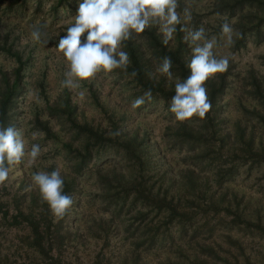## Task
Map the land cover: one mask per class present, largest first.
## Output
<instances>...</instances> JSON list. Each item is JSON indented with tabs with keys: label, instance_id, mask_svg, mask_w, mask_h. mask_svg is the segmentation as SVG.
I'll return each instance as SVG.
<instances>
[{
	"label": "rangeland",
	"instance_id": "obj_1",
	"mask_svg": "<svg viewBox=\"0 0 264 264\" xmlns=\"http://www.w3.org/2000/svg\"><path fill=\"white\" fill-rule=\"evenodd\" d=\"M80 2L0 0V125L19 129L26 151L41 147L0 185V264H264V0H178L188 27H205L229 57L205 84L211 112L184 122L168 110L174 85L149 78L164 56L190 75L179 26L167 46L155 26L126 42L127 72L62 87L55 46ZM148 89L152 101L133 108ZM57 168L74 200L63 217L30 187L34 172Z\"/></svg>",
	"mask_w": 264,
	"mask_h": 264
},
{
	"label": "clouds",
	"instance_id": "obj_2",
	"mask_svg": "<svg viewBox=\"0 0 264 264\" xmlns=\"http://www.w3.org/2000/svg\"><path fill=\"white\" fill-rule=\"evenodd\" d=\"M178 8V0H81L66 34L60 36L55 46L67 64L62 87L77 89L80 82L94 79L101 72L112 73L116 69L127 72L132 61L130 53L124 50L126 42L140 37L155 26L162 44L167 46L174 39L179 26V31L184 33V42L191 49V58L187 63L190 75L183 80L174 75L171 57L164 56L158 63L154 61L155 71L149 73V78L164 77L168 84L174 85L175 95L168 110L174 114L175 120L184 122L193 117L206 118L213 105L205 84L217 74L227 72L229 57L215 53L217 37H209L205 27H188L192 14L187 7L183 9V14ZM220 35L224 45L231 46L238 33L225 19ZM45 37L46 33L40 27H32L30 38L34 42L47 45L49 40ZM136 75L137 72L133 70L131 76ZM152 99V91L148 89L135 98L131 106L139 108ZM35 136L36 133H33V138ZM40 155L39 144H32L30 151H26V141L20 130L11 125H0V185L5 184L12 168L21 164L25 157L31 165ZM31 179L30 187L39 190L52 214L63 217L74 200L64 192L65 181L60 169L34 172Z\"/></svg>",
	"mask_w": 264,
	"mask_h": 264
}]
</instances>
